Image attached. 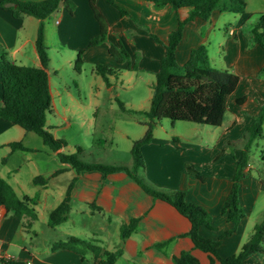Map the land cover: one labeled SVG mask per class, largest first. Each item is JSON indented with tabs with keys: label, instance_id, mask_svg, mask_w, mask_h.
<instances>
[{
	"label": "crops",
	"instance_id": "crops-1",
	"mask_svg": "<svg viewBox=\"0 0 264 264\" xmlns=\"http://www.w3.org/2000/svg\"><path fill=\"white\" fill-rule=\"evenodd\" d=\"M10 4V0H0V47L11 62L41 66L35 49V36L40 20L30 14L15 17L10 9L3 7ZM94 4L103 15L105 34L102 41L89 44L90 39L100 32V22L95 17L89 0H64L57 9L42 19L43 40L47 50L52 46L56 50L64 51L68 64L74 65L75 68V54L81 49V64L89 62L109 68H123L124 73H131L125 79L112 76L110 72L109 76L120 80V83L125 81L129 89L137 84L135 80L141 75L139 73L143 72L149 76L143 83L147 88L151 87L160 65V58L165 52L167 35L176 27L178 18L187 15L188 7L173 10L169 5H165L155 9L144 0H118L117 4L127 12L122 15L105 0H94ZM227 12L236 14L229 17ZM260 13H264V0H244L243 12L213 9L208 19L194 18L184 24L182 37L175 51L177 63H185L190 50L203 45L210 64L217 69L236 73L239 76L238 85L229 96L221 124L211 125L213 128L207 130L209 142H204L203 136L198 138V141L186 143L180 141L179 136L175 134L159 137L155 133L157 126H154L150 141L143 143L139 148L143 165L136 173L159 189L182 190L187 201L201 206L209 215L211 227L201 225L199 232L207 238L216 239L220 233L231 227L222 207L232 186L237 160L249 139L246 128L254 121L264 98V75L260 73L264 64V48L252 38L251 29L254 25H251L248 32L242 31L247 23L253 24L251 20L256 18L255 16L259 18ZM48 57L46 71L51 90L50 71L56 70L49 54ZM95 72L100 75V84L97 87L110 91L104 100L116 101L117 94L111 92L114 84H111L110 78L107 77L105 81L101 74ZM100 97V93L95 97V129L99 132L115 129L116 123L104 119V105L100 103ZM150 97L151 94L149 101ZM239 98L242 99L240 103L236 101ZM118 104L125 113V118L130 121H137V113L147 110L141 106L127 110L121 103ZM52 110L51 100L49 112ZM144 120H138L143 126L141 137L146 130ZM14 126L18 125L0 117V163L6 167L0 176L7 180L13 175L16 186H20L15 174L22 161L14 160L15 163H11L12 158L19 155L17 153H22L35 167L36 171L32 173L31 180L35 175L49 177L45 185H38L42 191H46L50 180L59 174L52 173L58 168H64L61 172L69 173L70 181L75 177L70 192L68 216L72 205L78 202L80 210L92 216L106 214L107 223L111 220L108 213L113 212L118 219V246H121L122 253L114 264H175L172 256L181 250H190L200 264H208L206 253L193 248L190 237L186 234L189 229L188 220L169 203L144 192L122 171L103 174L98 170H90L77 173L68 164L59 162L56 151L45 145L41 137L36 140L31 134L34 132ZM46 126L49 130L47 119ZM10 131L15 135L1 138ZM260 138H264V135L251 139L249 152L253 145L258 144L257 139ZM14 140L21 141L31 150L10 151L7 144ZM63 148L59 150L63 151ZM3 149H6L4 153ZM52 154L54 165H51ZM3 158L5 161H2ZM127 164L124 166L131 168L132 158ZM186 165L198 170L201 177L187 172ZM244 170L246 173L237 182L243 217L233 232L221 237L217 250L222 257L237 253L252 234L254 225L264 217V156H261L260 162L253 161L248 156ZM66 187L58 203L63 198ZM68 216L65 221L50 228L60 227L69 219ZM133 217L138 218L135 231L121 241L119 225ZM35 220L29 223L27 217L19 218L0 206V256L4 258L0 260V264H10L6 261L8 258L22 264H85L93 261V255L88 251L82 255L66 248L52 250V243L60 239L47 240L43 246L34 240H27L29 233L36 236V231L32 229ZM67 236L69 235L61 239ZM90 238L99 241L107 250H115L118 247L103 245L105 236L103 239L98 236ZM244 264H264V253L247 255Z\"/></svg>",
	"mask_w": 264,
	"mask_h": 264
},
{
	"label": "trees",
	"instance_id": "trees-1",
	"mask_svg": "<svg viewBox=\"0 0 264 264\" xmlns=\"http://www.w3.org/2000/svg\"><path fill=\"white\" fill-rule=\"evenodd\" d=\"M11 4L6 7L11 10L15 17L22 14H30L40 21L35 36V49L41 66L19 65L8 60L5 51L0 47V117L23 128L25 131H32L39 135L43 143L56 151L59 162L68 164L75 172L98 170L103 174L122 171L128 174L137 185L147 194L159 198L173 206L189 222V229L186 234L190 237L193 248L206 253L208 264H244V259L251 253H264V217L254 225L250 237L242 244L235 254L222 257L218 253L220 239L224 235L233 232L243 212L238 199V179L245 174L244 168L248 163L249 145L252 138L262 135V123L264 120V98L260 105L258 114L250 126L246 128L249 139L245 142L241 154L237 160L235 174L232 178V186L226 196L222 207L231 227L220 233L216 239L207 238L200 234L199 226L211 227L208 213L199 205L187 201L182 190H164L146 183V180L139 176L136 171L143 165L140 153V146L150 141L152 129L161 118L177 121H191L200 124L219 126L227 110L229 96L236 89L239 76L226 69L213 67L208 59L205 46L199 45L190 50L187 61L178 64L175 58L177 45L182 37V29L186 22L194 18L208 19L213 9L230 10L243 12L244 0H144L155 9L169 5L173 10L180 7H188V13L184 18H178L176 27L167 35L164 44L165 52L160 58V65L155 72L152 83V93L149 106L143 114L147 120L144 122L146 130L142 137L135 139L130 152L132 165L128 168L124 165H111L100 162H84L78 158L82 151L80 146H75V152H64L59 149L65 147L67 142L62 138L54 137L46 126V113L51 105V93L49 87L48 73L46 71L49 60L47 48L43 40L44 26L42 19L53 12L64 0H38L20 1L10 0ZM115 7L120 14L127 12L118 4V0H105ZM67 9L68 5L64 4ZM89 5L95 17L100 22V32L90 39L89 44H96L104 39L105 27L102 13L97 9L94 0H89ZM70 10V9H69ZM252 38L264 48V13L259 14L257 22L251 29ZM159 41V39L152 35ZM81 49L77 50L75 68L81 65ZM113 55L119 59L116 53ZM97 71L106 81L105 72L109 73V67L102 64L95 65ZM264 75V64L260 68ZM238 103L242 99H236ZM121 105V104H120ZM122 107V106H121ZM10 151L31 150L19 140L8 142ZM5 161V158L2 159ZM187 172L201 177L198 170L191 165H186ZM64 168L56 169L52 175L58 174ZM49 177L35 175L32 182L36 185H45ZM75 177L68 183L64 196L60 202L48 212L47 225L54 227L67 219L69 212L70 192ZM264 189V183L262 185ZM36 196L23 194L19 196L9 182L0 176V206L15 216L27 217L28 222L37 219ZM138 222L133 217L119 225V238L123 241L135 231ZM162 243H157L161 245ZM66 248L77 253L84 254L91 252L93 261L85 264H114L116 258L122 253V248L107 250L93 240H84L75 235H69L52 243L51 249ZM0 260H3L0 258ZM175 264H200L198 258L190 250H181L172 256ZM10 264L15 263L10 259Z\"/></svg>",
	"mask_w": 264,
	"mask_h": 264
},
{
	"label": "rangeland",
	"instance_id": "rangeland-1",
	"mask_svg": "<svg viewBox=\"0 0 264 264\" xmlns=\"http://www.w3.org/2000/svg\"><path fill=\"white\" fill-rule=\"evenodd\" d=\"M226 14L230 17L236 13L227 12ZM255 17L251 20L253 24L247 23L242 28L243 32H248L251 25L256 23L258 16ZM47 51L56 72L50 71L52 79L50 93L53 110L46 113V119L50 127L49 131L53 136L62 138L67 142V146L63 148V151L75 152V146H80L82 151L78 154V158L84 162L96 161L111 165H128L127 163L132 158L130 153L132 143L142 135L143 126L138 120H147V118L142 112L137 113V121H134V119L130 121L125 118L126 115L121 111L118 103H121L127 110L140 108V106L143 109H148L152 85L147 88L143 82L149 76L146 73L140 72L139 74L141 75L135 80L137 84L132 89H129L126 87L125 81L120 83V80H114L109 76L108 72H105V76L110 78L111 84H114L111 92L117 94L116 101H108L104 99L110 91L97 87L100 84V75H97L95 72V64L83 62L79 69H76L74 65L68 64L67 55L64 51L60 49L56 50L52 46ZM123 71V68H109L112 76L120 79H125L131 74L130 72L124 73ZM97 93L102 95L100 103L104 105V119L116 123L115 129H106L104 132H99L95 129V97L98 95ZM154 126H157L155 129L157 136L167 137L170 134H175L179 136L178 139L183 143L198 141V138L202 136L204 142H209L210 138L208 137L209 133L207 130L213 128L211 125L191 121L177 120L172 122L167 118L159 119ZM261 126L262 134L264 135V121ZM14 128H18V126H14ZM31 134L36 140H40L39 135L36 133ZM9 135L13 136L15 134L13 131H10L3 134L1 138L5 139ZM257 142V145L251 147L248 156L251 160L260 162L261 156H264V138L257 139ZM5 150L3 149V153ZM1 153L2 151H0V157ZM17 154L19 155L12 158L11 163H15L14 160L22 161L20 168L15 174L20 186H16L13 175L7 178V181L18 194L24 193L29 196H36L38 199L36 208L37 219L32 223V229L36 231V236L29 233L27 240H34L39 242L40 246H43L47 240L61 239L66 235H76L82 239L93 241L94 239L90 237L98 236L103 239L102 237L105 236L103 245L106 247L120 245L117 228L118 219L115 218L114 213H108L111 220L107 223L106 214L104 216L97 214L96 216L95 214L92 216L85 211H81L78 202L72 205V211L68 216L69 219L60 227L51 229L46 224L48 212L51 207L58 203L66 185L70 181V175L64 172L59 173L50 180L48 189L42 191L31 180L32 173L36 171L35 167L24 158L22 153ZM54 161L55 159L52 154L51 165H54ZM5 170L6 167L0 163V173H4ZM146 183L153 186L148 181ZM95 242L99 243L97 240Z\"/></svg>",
	"mask_w": 264,
	"mask_h": 264
},
{
	"label": "built area",
	"instance_id": "built-area-1",
	"mask_svg": "<svg viewBox=\"0 0 264 264\" xmlns=\"http://www.w3.org/2000/svg\"><path fill=\"white\" fill-rule=\"evenodd\" d=\"M0 258L4 260V258H2V256H0ZM8 259H9V258H8ZM8 259H6V260H8ZM28 264H31V263L29 262Z\"/></svg>",
	"mask_w": 264,
	"mask_h": 264
}]
</instances>
